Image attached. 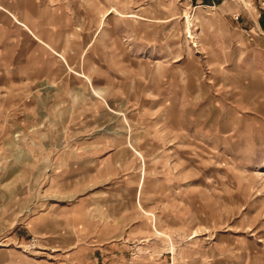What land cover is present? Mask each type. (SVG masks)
I'll use <instances>...</instances> for the list:
<instances>
[{
  "label": "rangeland",
  "instance_id": "rangeland-1",
  "mask_svg": "<svg viewBox=\"0 0 264 264\" xmlns=\"http://www.w3.org/2000/svg\"><path fill=\"white\" fill-rule=\"evenodd\" d=\"M263 13L264 0H0V264H264ZM17 21L43 23L55 47L93 39L105 100L79 108L23 81L37 50ZM79 203L110 238L90 259L56 218ZM35 216L55 234L32 231Z\"/></svg>",
  "mask_w": 264,
  "mask_h": 264
},
{
  "label": "crops",
  "instance_id": "crops-1",
  "mask_svg": "<svg viewBox=\"0 0 264 264\" xmlns=\"http://www.w3.org/2000/svg\"><path fill=\"white\" fill-rule=\"evenodd\" d=\"M18 24L23 27L19 28V30L25 31L27 41L32 40L37 50V61L35 64H31L30 71L23 73L25 75L23 81L51 84L56 87V92H60L58 96L63 99L82 98L83 103L79 105V108L89 107L88 99L92 100L95 96L105 100L103 93L99 92L98 96L93 92V84L95 77H97L98 69L101 68V71H104L103 65L99 68L95 65L93 49L91 48L93 39L82 41L78 45V38L74 36L72 38L70 35L69 39L73 44L55 47L52 45V41L44 36L45 25L43 23L41 26L37 22L30 21H22L18 22ZM101 89L99 88V90ZM71 109H74V106H71ZM92 211L93 208L89 205L86 206L79 203L74 204L68 212L56 216V218H61V223L71 227L72 232L75 228L76 235L70 240L86 244L85 246H79V248L81 247V249L87 251L85 257L89 259L94 257V253L98 249L97 244L109 243L108 240H110L107 237L108 232L102 221L93 219ZM30 224L32 231L35 233L46 235L55 234L56 232L51 230L48 224L44 225L40 221L39 216L33 217ZM43 226H45L44 229L42 228ZM76 248L78 246L73 249L69 248L67 252ZM46 249L55 251L52 248ZM76 257L77 255H75Z\"/></svg>",
  "mask_w": 264,
  "mask_h": 264
},
{
  "label": "trees",
  "instance_id": "trees-1",
  "mask_svg": "<svg viewBox=\"0 0 264 264\" xmlns=\"http://www.w3.org/2000/svg\"><path fill=\"white\" fill-rule=\"evenodd\" d=\"M260 23L264 27V13L261 15Z\"/></svg>",
  "mask_w": 264,
  "mask_h": 264
}]
</instances>
